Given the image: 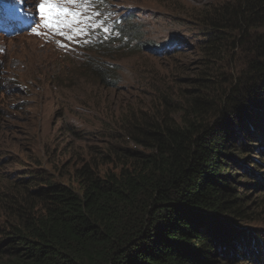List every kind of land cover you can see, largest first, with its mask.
I'll return each mask as SVG.
<instances>
[{"label": "trees", "instance_id": "obj_1", "mask_svg": "<svg viewBox=\"0 0 264 264\" xmlns=\"http://www.w3.org/2000/svg\"><path fill=\"white\" fill-rule=\"evenodd\" d=\"M143 13L112 20L108 44L82 66L92 82L117 86L100 58L119 54L105 53L113 44L159 58L193 46L176 29L185 24L201 42L202 67L180 100L165 86L155 111L129 104L118 128L103 127L109 140L133 145L95 150L117 171L85 163L72 182L10 171L0 154V264H264V0L202 9L161 0L147 15L176 21L161 41L146 37ZM11 17L14 31L29 21L16 0H0V24Z\"/></svg>", "mask_w": 264, "mask_h": 264}, {"label": "rangeland", "instance_id": "obj_2", "mask_svg": "<svg viewBox=\"0 0 264 264\" xmlns=\"http://www.w3.org/2000/svg\"><path fill=\"white\" fill-rule=\"evenodd\" d=\"M216 1L170 0L194 9ZM36 2L25 0V4L20 5L21 10L32 13L28 15L25 30L17 35L0 34V154L10 156L9 163L2 167L8 166L10 171L35 168L72 182L74 171L85 163L97 165L102 173L108 169L117 171L120 169L117 163L98 162L96 151L103 152L109 142L115 149L133 145L124 144L125 139L109 140L102 132L103 127L109 124L118 128L117 121L125 112L124 106L129 104L138 112L150 108L155 111L159 106H155L154 101L165 86L170 88L175 101L180 100L181 88L190 87V79L204 62L201 42L192 36L195 28L191 24L177 27L183 35L187 32L193 46L187 45L180 54L165 58L156 57L145 49L121 52L118 44L105 48L107 54L119 53L113 58H100L112 71L111 75H119L120 79L117 86H99L82 66L88 58L95 60L100 56L113 31L112 20L121 11H143L141 17L147 18L145 27L149 32L146 37L154 41L176 32V21L160 13L156 17L147 15L161 0H78L67 6L92 19L78 25L85 28L80 35L67 27L60 29L64 36L44 26ZM97 21L103 24L93 29L91 24ZM104 27L110 31L104 32ZM68 35L73 36L71 41ZM173 113L171 116L178 119L182 116L179 110ZM72 127L78 129V133H68Z\"/></svg>", "mask_w": 264, "mask_h": 264}, {"label": "snow or ice", "instance_id": "obj_3", "mask_svg": "<svg viewBox=\"0 0 264 264\" xmlns=\"http://www.w3.org/2000/svg\"><path fill=\"white\" fill-rule=\"evenodd\" d=\"M19 5H24L25 0H17ZM78 0H37L35 7L38 11V14L42 17V22L45 27L53 28L60 32L61 36H64L65 33L60 31L62 28H70L77 33V35L82 34L85 31L84 27H78L85 19L91 20V16H84L82 11L70 8L68 4H75ZM87 2V0H85ZM26 11V9H22ZM27 15L31 16V12H27ZM100 15L99 13L96 14ZM103 24V21H97L91 24V27L94 29ZM77 25V27H73ZM35 31V29H34ZM104 32H109L110 30L107 27L103 28ZM39 34V33H37ZM73 36L68 35V40L71 41Z\"/></svg>", "mask_w": 264, "mask_h": 264}, {"label": "clouds", "instance_id": "obj_4", "mask_svg": "<svg viewBox=\"0 0 264 264\" xmlns=\"http://www.w3.org/2000/svg\"><path fill=\"white\" fill-rule=\"evenodd\" d=\"M113 39H115V37H114V38H112V39H111V41H112ZM115 42H117V41H114V42H112V43H115ZM106 44H108V43L106 42ZM106 44H105V46H106Z\"/></svg>", "mask_w": 264, "mask_h": 264}]
</instances>
